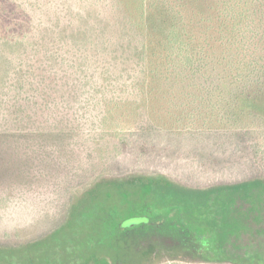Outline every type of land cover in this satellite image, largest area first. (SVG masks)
Returning a JSON list of instances; mask_svg holds the SVG:
<instances>
[{
	"label": "rangeland",
	"instance_id": "rangeland-1",
	"mask_svg": "<svg viewBox=\"0 0 264 264\" xmlns=\"http://www.w3.org/2000/svg\"><path fill=\"white\" fill-rule=\"evenodd\" d=\"M227 1L168 2L191 32ZM234 2L245 45L213 47L202 97L136 85L115 0H0V264H264V0ZM62 128V146L39 134Z\"/></svg>",
	"mask_w": 264,
	"mask_h": 264
},
{
	"label": "trees",
	"instance_id": "trees-1",
	"mask_svg": "<svg viewBox=\"0 0 264 264\" xmlns=\"http://www.w3.org/2000/svg\"><path fill=\"white\" fill-rule=\"evenodd\" d=\"M168 1L170 0H115L117 7L121 10H127L129 23H126V27H131L136 37H141V39H135V42L129 40L126 45V51L134 65L133 75L136 85L145 84L149 80L155 82L164 81L174 87L180 84V82L184 84L186 81L189 84L185 86L196 89L202 97L203 94L210 95V88L207 84L214 85L211 78L215 76L213 72L208 71L206 68L208 54L213 51L214 46L223 45L225 42H230L232 45L239 43L242 48L245 45L246 38L244 33L246 28L245 25L240 28L243 14L237 10L239 4L238 2H234V0L223 2V7L217 9V19L202 18L200 22L192 26L193 28L191 27L190 32V24L187 23L185 16H181L180 10H176L175 6ZM184 7L182 6L183 9ZM204 13L207 14V11L204 12V7H201L198 14L203 16ZM245 17L249 18L248 15H244ZM196 28H198V32H196ZM239 28V33L235 32ZM235 58L236 56L230 52V60L234 61ZM244 63L245 58H240L239 54H237L234 65L238 67ZM237 71L242 72L244 70L238 68ZM150 84L147 86L149 89ZM145 87V85L140 86V88ZM35 123L41 127V124L37 123V121ZM26 128V126H23L21 129ZM68 128L56 129L58 132H48L45 135L39 134L41 137L54 135V143L52 144L62 146L67 144L66 139L71 135L70 131H67L69 130ZM5 134L7 137L13 136V132ZM20 136L24 137L22 139L24 144L28 143L30 146L34 145L38 140V138L31 137V133L29 132L23 135L20 134ZM38 141L39 145H43V142H45L40 139ZM47 143L49 144V142ZM57 156L58 158H64L61 150ZM47 164L50 165V162ZM44 171H37V174L34 176L35 179L39 177L43 178L45 176ZM84 209L86 212L83 215L86 213L87 215L90 214V216L96 210V208H94L95 210H91L89 207ZM145 218L148 221L150 219L149 217ZM161 219L168 220L169 213L152 218L151 221L157 222ZM88 221L84 220V222H81V225H87L90 223ZM103 221L101 230H98L95 235L91 236L92 239L100 242L110 239L115 233H121L125 229L131 228L122 227L123 222L122 224H118L113 230L105 229V222ZM66 222V226H72L76 229L80 224L77 220L76 211L74 213L70 211ZM201 235L205 236L206 232L201 233Z\"/></svg>",
	"mask_w": 264,
	"mask_h": 264
},
{
	"label": "water",
	"instance_id": "water-1",
	"mask_svg": "<svg viewBox=\"0 0 264 264\" xmlns=\"http://www.w3.org/2000/svg\"><path fill=\"white\" fill-rule=\"evenodd\" d=\"M148 222V219L145 217H137V218H131L129 220H126L123 224L122 227L127 228V227H133L136 225H139L141 223H146Z\"/></svg>",
	"mask_w": 264,
	"mask_h": 264
}]
</instances>
